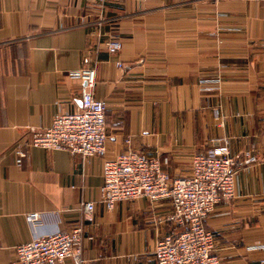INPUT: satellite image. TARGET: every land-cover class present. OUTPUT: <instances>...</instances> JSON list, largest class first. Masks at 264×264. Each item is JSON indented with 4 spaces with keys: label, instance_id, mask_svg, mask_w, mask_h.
Returning a JSON list of instances; mask_svg holds the SVG:
<instances>
[{
    "label": "crops",
    "instance_id": "obj_1",
    "mask_svg": "<svg viewBox=\"0 0 264 264\" xmlns=\"http://www.w3.org/2000/svg\"><path fill=\"white\" fill-rule=\"evenodd\" d=\"M85 68L106 105V160L140 152L177 179L225 140L235 198L204 226L220 264L264 258V0H0V264H16L14 247L32 236L75 225L90 264H155V244L182 231L166 200L106 211L102 158L29 148L16 166L12 148L30 128L79 105L65 73Z\"/></svg>",
    "mask_w": 264,
    "mask_h": 264
},
{
    "label": "built area",
    "instance_id": "obj_2",
    "mask_svg": "<svg viewBox=\"0 0 264 264\" xmlns=\"http://www.w3.org/2000/svg\"><path fill=\"white\" fill-rule=\"evenodd\" d=\"M217 3L219 0H212ZM110 54L121 50L119 40L106 45ZM123 68V65H119ZM68 80L81 85L79 105L71 113L57 114L48 127L30 128V139L16 143L12 152L15 164L21 167L27 149L65 151L82 158L103 159L99 203L106 211L120 202L147 199L151 203L169 201L171 213L168 221L182 227L175 235L165 236L154 247L155 264H220L214 254L216 243L213 233L204 226L206 219L220 203L235 198V164L225 140L209 151L194 155L187 176L171 178L160 170L156 158L127 150L115 159L106 160V105L94 98L95 71L78 69L65 73ZM214 119L221 125L217 111ZM128 143V141H127ZM245 163L255 158L246 153ZM84 214L94 210L93 202H81ZM36 223V214L28 217ZM16 264H90L83 257V232L81 225L44 235H34L14 247ZM257 264H264V258Z\"/></svg>",
    "mask_w": 264,
    "mask_h": 264
}]
</instances>
